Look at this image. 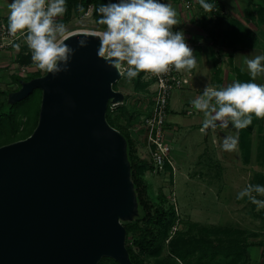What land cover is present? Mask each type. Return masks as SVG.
<instances>
[{"label": "water", "instance_id": "1", "mask_svg": "<svg viewBox=\"0 0 264 264\" xmlns=\"http://www.w3.org/2000/svg\"><path fill=\"white\" fill-rule=\"evenodd\" d=\"M66 37L69 71L8 94L12 105L39 88L42 101L34 131L0 146V264H133L123 222L139 215L138 196L127 138L107 119L125 102L122 74L97 55L99 34Z\"/></svg>", "mask_w": 264, "mask_h": 264}, {"label": "clouds", "instance_id": "2", "mask_svg": "<svg viewBox=\"0 0 264 264\" xmlns=\"http://www.w3.org/2000/svg\"><path fill=\"white\" fill-rule=\"evenodd\" d=\"M199 3L204 9L212 7L209 0ZM8 9V31L26 32L35 67L54 77L69 71L76 49L65 43L68 29L57 20L67 11V0H10ZM96 11L101 14L98 22L105 25L97 55L129 80L141 72L159 74L170 67L181 70L195 65L196 57L183 30H173L176 11L165 0H108ZM87 44L86 36L77 41L79 47ZM245 59L253 79L235 80L221 87L206 84L202 94L191 101L196 110L204 113L202 131L229 125L243 129L252 123L253 115L264 118V84L255 82V77L264 72V54ZM238 143V134L225 135L221 148L231 152ZM253 193L264 196V184L249 183L236 198L247 196L257 210L264 209V199Z\"/></svg>", "mask_w": 264, "mask_h": 264}, {"label": "rangeland", "instance_id": "3", "mask_svg": "<svg viewBox=\"0 0 264 264\" xmlns=\"http://www.w3.org/2000/svg\"><path fill=\"white\" fill-rule=\"evenodd\" d=\"M205 19H209V16ZM82 22L88 28L100 27L93 18ZM82 22L69 21L66 24L68 29L66 33L79 29ZM198 40L202 43L197 44ZM193 46H197L200 54L197 56L198 59L195 56L196 63L191 68L194 73L192 83L185 73L187 82L193 87L176 88L169 99V118L170 122H173L169 135L173 139L176 166L173 181L167 172L148 170L147 194L151 201H156L159 193L163 191L168 204L175 205L176 220L169 238L182 229L187 232L188 237L190 235L200 237L204 234L207 238L223 240L226 243L230 239L241 240L247 245V253L237 264H244V260L246 264H264V244L261 243L264 240V209L257 210V206L247 196L242 199L236 198L237 193L249 183L258 184L256 175L259 172L264 173V164H261L258 153L251 154V160L246 162L240 149L231 152L223 150L221 131L217 129L215 135L211 132L206 134L200 129L205 118L202 117V121L199 122L198 113L190 115L185 112L191 101L201 95L205 85L210 83L208 63H201L199 59L217 55L213 45L209 44L204 35H197ZM0 59L10 62L9 65L0 66L1 105L8 97L7 91L17 89L19 84L13 78L18 69L13 58L7 56V51L3 50L0 51ZM40 72L45 73L42 70ZM114 87L125 94V103L129 102L130 105L142 109L138 103L145 100L144 90L136 89V78L129 80L124 75ZM123 123L129 125L128 120H123ZM27 126L26 123L25 128ZM133 129L130 128V131L136 135L141 159L151 164V156L143 134L138 127L135 131ZM214 136L219 146L213 141ZM258 198L264 199V196L258 195ZM167 254L166 248L162 256ZM104 264L112 263L106 259Z\"/></svg>", "mask_w": 264, "mask_h": 264}, {"label": "trees", "instance_id": "4", "mask_svg": "<svg viewBox=\"0 0 264 264\" xmlns=\"http://www.w3.org/2000/svg\"><path fill=\"white\" fill-rule=\"evenodd\" d=\"M77 1L78 0H69L70 9L68 11V16L62 21L65 25L72 20L78 12V9L75 11L73 10ZM90 2H95L97 9L101 3H106V0H82V6H86ZM209 2L212 7L211 9H206L202 14V27L208 30L212 39L218 43L223 37L225 39L231 37V30L228 29L224 31L221 29L220 26L223 23V13L221 10L216 13L215 23L211 24L214 15L213 8L215 6L218 7V4L214 3L212 0H209ZM100 15V13L95 11L97 22ZM206 16H209V19H205ZM98 24L101 27H105V25L99 22ZM226 40H223V42L229 44L230 40ZM31 61V55H22L19 58V62L21 63H30ZM45 73L39 71L29 76H22L15 73L13 78L19 84L17 88L19 89L22 80H30L33 77ZM237 73L238 80H248L247 77L244 78V76L247 75L241 70H237ZM144 74L145 72H141L136 77L137 90L146 89L147 83L142 80ZM9 92H11V90L7 91V94H9ZM41 101L42 90L36 88L29 96L15 104L11 105L8 102V97L2 102L0 105V146L26 138L34 131L39 120ZM141 115L140 108H137L136 105H130L129 102L118 105L113 111L109 105L107 110V119L110 124L120 130L127 138L128 155L132 166V179L138 196L139 215L132 221L123 222L127 229L126 244L133 264L239 263L247 253V245L244 241L230 239V241L226 243L223 240L215 241L214 239L207 238L204 234L200 237L194 235L188 237L187 232H184L182 229L176 231L175 234L169 238L171 236V229L176 220V207L173 203L168 204V199L163 191L159 193L156 201L150 200L147 194L146 172L148 170H155V167L153 162L149 164L141 159L137 147L136 135L130 131V128H134L133 130L135 131L138 127L146 140V129L140 126ZM256 119L257 117L253 115L252 123L240 130L239 142L246 162L251 160V134L253 126L256 124ZM123 120H128L129 125L128 123L127 125L123 123ZM26 123L28 126L25 128ZM258 155L261 164H264V138H261V148ZM167 168L170 169V165H168ZM170 178L171 181H173V175H171ZM256 179L258 184H264V173H257ZM261 243L264 244V240L261 241ZM166 248L168 249V254L162 256ZM106 259L112 264H119L118 261L111 257H103L99 264H104ZM244 264H246L245 260Z\"/></svg>", "mask_w": 264, "mask_h": 264}, {"label": "built area", "instance_id": "5", "mask_svg": "<svg viewBox=\"0 0 264 264\" xmlns=\"http://www.w3.org/2000/svg\"><path fill=\"white\" fill-rule=\"evenodd\" d=\"M108 2V0H106ZM166 3L171 4V6L176 11L177 24L173 26V30H183L188 45L194 44V39L196 34L189 33L187 26H197L200 15L206 11L200 3L199 0H165ZM70 9L69 0H67V11L63 16L57 17V20L62 22L68 16V11ZM78 9V10H77ZM213 20L216 19V13L220 11L219 7L214 8ZM73 10H77V14L72 18V20H77V22H82L86 19H95L96 3L90 2L86 6H82V0H78L76 5H74ZM7 16H0V51L6 50L7 56L13 58V62L17 65L16 70L22 76H29L31 74L37 73L40 70L37 69L34 63H21L19 58L22 55H31L30 49L26 43V32H17L12 34L7 28ZM71 21V20H70ZM98 24V22H97ZM99 25V24H98ZM187 25V26H186ZM100 26V25H99ZM105 27H99L98 29H92L82 25L79 29L72 31H86L99 34L101 36L102 31ZM72 32H68V35ZM197 32V31H196ZM202 41L198 40L197 44ZM9 61H2L0 59V66L9 65ZM122 77L125 75L123 73ZM142 80L147 83L146 89L143 91L144 101L139 102L141 106V127L146 129V142L151 160L154 164V171L156 172H167L170 175H174L176 166L173 154V139L169 135L168 121H169V99L171 93L176 88H186L187 80L185 78L184 69L176 70L174 67H170L167 72L154 74L145 73ZM111 110L119 104H109ZM139 106V107H140ZM199 110H196L192 104L185 110L187 114H195ZM202 128V127H201ZM200 128V129H201ZM208 130V129H207ZM207 130H204L205 132ZM170 165V169L167 166Z\"/></svg>", "mask_w": 264, "mask_h": 264}, {"label": "crops", "instance_id": "6", "mask_svg": "<svg viewBox=\"0 0 264 264\" xmlns=\"http://www.w3.org/2000/svg\"><path fill=\"white\" fill-rule=\"evenodd\" d=\"M218 4L219 9L223 13V23L220 26L221 29L227 31L231 30V37L226 39L230 40V43H224L226 40L224 37L220 42L216 43L210 36L208 30L202 27L203 18L200 15V19L197 26H187L189 33L197 35H204L209 40V44H212L217 55L200 58L201 63H208L209 66V86L221 87L227 86L235 80H238L237 70H241L247 76L248 80L253 79L246 64L247 58H253L256 55L264 54V0H212ZM10 0H0V16L8 15V4ZM209 15V14H208ZM210 16V15H209ZM213 19V17H212ZM216 20V19H215ZM213 24L214 20L211 21ZM211 23V24H212ZM197 31V32H196ZM227 41V40H226ZM202 43V42H201ZM200 43V44H201ZM190 45L193 49V55L199 56L197 46ZM194 47V48H193ZM240 53V54H238ZM198 59V57H197ZM203 61V62H202ZM264 63V62H262ZM190 77L192 83V77L194 76L192 69H184V74ZM247 80V81H248ZM187 82L186 87L192 88V84ZM255 82L258 84H264V72L259 73L255 77ZM198 113V121H202V117L205 118L202 111ZM195 113V114H196ZM193 115V114H192ZM170 116V115H169ZM172 123L170 118L168 126L171 128ZM218 129V130H217ZM215 130L221 131L223 137L225 135H237L240 137L241 129H234L229 125L228 128H209L206 131L212 135H215ZM261 138H264V118H257L256 124L253 126L251 139V154L258 153L261 148ZM213 141L219 146L217 138L214 136ZM223 141V140H222ZM238 149L242 151L240 142L238 143ZM236 151V150H235Z\"/></svg>", "mask_w": 264, "mask_h": 264}]
</instances>
